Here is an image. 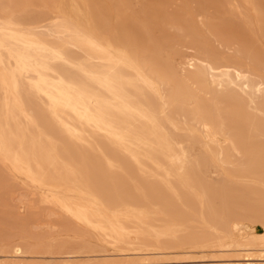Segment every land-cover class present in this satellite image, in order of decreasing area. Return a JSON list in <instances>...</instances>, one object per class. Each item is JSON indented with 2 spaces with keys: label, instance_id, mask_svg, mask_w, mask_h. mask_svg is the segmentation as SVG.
<instances>
[{
  "label": "rangeland",
  "instance_id": "1",
  "mask_svg": "<svg viewBox=\"0 0 264 264\" xmlns=\"http://www.w3.org/2000/svg\"><path fill=\"white\" fill-rule=\"evenodd\" d=\"M0 264H264V0H0Z\"/></svg>",
  "mask_w": 264,
  "mask_h": 264
},
{
  "label": "bare ground",
  "instance_id": "2",
  "mask_svg": "<svg viewBox=\"0 0 264 264\" xmlns=\"http://www.w3.org/2000/svg\"><path fill=\"white\" fill-rule=\"evenodd\" d=\"M93 60H94V58H93ZM102 60H104L105 63L101 62V64L106 65L108 68L106 70V83L108 86L111 87L110 89H111V92L113 94V97L116 100H120L121 102L126 103L129 107L136 109L142 115L146 116L145 113H143L137 109V107L134 105L135 103L133 101H131L130 98L128 96H126L124 94V91L121 89V87H120L121 82L119 83V81H122L121 72L114 67V65L112 64L111 61H109V59L105 58ZM243 84L246 88L251 87V85H252L250 82V79L246 76L243 77ZM62 96H63V98L67 97L69 99V101L73 102L72 110L81 119L85 120L87 123H89L90 125L96 127L97 129H99L101 131L108 132V133L113 132V126L104 120V117L107 115V113L104 111V109L101 108L99 105L96 106V109H93L91 107L90 103L87 102V98L83 93L73 92V93H70V95L69 94L68 95L62 94ZM72 102H70V103H72ZM123 123H124V121H123ZM204 127H205L206 131L208 132L209 136L213 139V141L215 140V143L219 144V140L217 139V136L212 131V128L208 124H205ZM133 157L138 162L140 161L138 154L135 153L133 155Z\"/></svg>",
  "mask_w": 264,
  "mask_h": 264
}]
</instances>
